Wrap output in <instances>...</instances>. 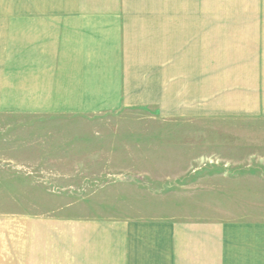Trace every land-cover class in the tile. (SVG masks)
I'll return each mask as SVG.
<instances>
[{"label":"crops","instance_id":"0c3cea01","mask_svg":"<svg viewBox=\"0 0 264 264\" xmlns=\"http://www.w3.org/2000/svg\"><path fill=\"white\" fill-rule=\"evenodd\" d=\"M129 2L0 0V114L30 123L148 99L264 116V0L224 3L214 39H206L204 0H189L180 24L167 0L149 27L129 18ZM261 184L225 205L219 195L212 220L0 218V264H264Z\"/></svg>","mask_w":264,"mask_h":264},{"label":"rangeland","instance_id":"374dc122","mask_svg":"<svg viewBox=\"0 0 264 264\" xmlns=\"http://www.w3.org/2000/svg\"><path fill=\"white\" fill-rule=\"evenodd\" d=\"M215 1L204 0L206 39L224 23L228 0L221 7ZM166 2L131 0L127 14L149 27L156 14L164 16ZM188 3L174 0L176 24ZM174 104L126 101L89 113H46L30 123L21 113L0 114V218L212 220L219 195L225 205L264 185V116L215 115L208 100L205 111Z\"/></svg>","mask_w":264,"mask_h":264}]
</instances>
